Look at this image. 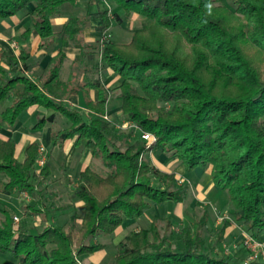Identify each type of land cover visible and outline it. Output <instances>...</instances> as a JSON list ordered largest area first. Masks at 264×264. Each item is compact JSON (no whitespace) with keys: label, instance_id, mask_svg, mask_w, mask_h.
<instances>
[{"label":"trees","instance_id":"1","mask_svg":"<svg viewBox=\"0 0 264 264\" xmlns=\"http://www.w3.org/2000/svg\"><path fill=\"white\" fill-rule=\"evenodd\" d=\"M75 1L0 0V20L30 19L32 27L22 42L35 32L42 48L44 43L58 47L39 83L26 74L32 68L25 45L18 53L0 49V104L11 100L0 124L14 126L33 106L53 110L39 128L58 114L70 124L54 132L53 146L73 141L99 160L106 173L92 166L79 173L72 198L84 207L80 223L75 214L66 226H55L42 211V199L36 198L41 195L37 189L52 177L50 155L39 169V143L27 147L23 162L16 159L14 139L1 143L0 194L36 199L32 206L46 223L34 226L28 215L16 229L11 212L0 203V253L19 264H82L83 257L104 250L103 244L93 243L97 236L114 235L152 204L183 202L187 190L178 186L176 173L156 170L149 154H170L187 171L211 169L215 188L232 206L233 220L259 240L264 230V0H108L113 10L104 5L94 14L71 15L55 32L53 21L65 4ZM133 15L140 17L142 27L132 31L130 43L86 42L91 19L100 20L97 32L109 37L115 24ZM66 50L79 51L75 63L80 67L90 52H100L96 72L110 69L122 79L114 90L99 76L81 87L98 91L97 101H87L93 117L87 122L65 105L79 91L60 79ZM114 92L121 101L119 119L127 124L121 133L116 130L121 120L108 119ZM144 133L157 140L151 144ZM162 221L156 218L150 229L130 233L110 264H244L207 251V212L173 243L169 225L162 231ZM229 225L226 220L220 227V240ZM34 227L43 230L35 234Z\"/></svg>","mask_w":264,"mask_h":264},{"label":"rangeland","instance_id":"2","mask_svg":"<svg viewBox=\"0 0 264 264\" xmlns=\"http://www.w3.org/2000/svg\"><path fill=\"white\" fill-rule=\"evenodd\" d=\"M78 3H79L78 7L80 9L82 10L86 9V11L87 10L89 11L91 9L90 12H95V9L98 10L100 8H103L104 5L108 7V5L110 4L108 0H78ZM69 6L74 9V13L72 15L77 14V8L74 6V4H70ZM87 7L89 8L87 9ZM83 14H78V15L82 17L87 16L85 12ZM141 27L142 26L140 24L133 26L130 25L129 20L126 18L124 19L122 24L115 26L111 29V31L109 32V37L100 36V40L102 42V40L106 38V40L112 39L113 41L120 44H128L132 39V31L136 29H140ZM0 32L3 31L1 30ZM15 41H18V39L13 38L12 41H10L11 51H13L14 53L19 51V50L17 51L14 50V48L12 47ZM4 102L1 103L0 107L4 106ZM120 110H121V101L119 98V92H114L108 104V112H109L108 119L110 121H113L115 119L118 120L117 118H119ZM47 116L49 118V115ZM82 116L84 117L86 122L90 120L89 114L83 112ZM43 118L44 115L39 116L38 119H36V121H34L33 119L31 121H28L29 124L26 126L29 130L28 133L30 132L35 133L36 124H38ZM48 126H49L48 129L53 128V130H55L56 132L59 130H65L66 128H69L70 124L65 116L60 115L57 117L55 123H48ZM126 126L127 124L121 120V122L117 124L116 130L121 133V131L126 130L125 129ZM17 142L23 143V141L20 140H18ZM51 149L52 146H49V150ZM59 153L60 152H57V154L54 155L53 160H55V164H53L54 173L52 176V180H57L61 177L64 178L63 176L64 174L66 175V179L64 178L65 181L74 180L73 171L71 172L67 167L69 158H67L63 153L62 155H60L61 153L60 154ZM88 153L89 152L86 151V154L83 156V161L87 160ZM148 156L152 158L154 168L156 170L160 172L172 171L180 175L181 178L184 179L185 182L182 180H179L178 182V186L184 187L187 190L186 194L188 199L186 197L185 200L187 202L185 201L186 202L185 207L188 210H186L187 212L184 215V218L180 219L179 216L177 215V211L179 209L178 207L180 204H175L173 202H166L164 204H152V207L149 210H147L139 220L125 222V224L121 227V232H120L121 235L122 233L127 234L124 239H122V236L118 237V234H114L111 236H106L102 234L97 236V238L93 241V243H95L96 245L103 244L105 246L104 250L103 251L101 250L98 253L89 256L85 260V262L81 260L82 264H110L114 259V257L117 255L121 245L125 242L127 236L141 225L145 227L146 224H149L145 227L146 229L151 227L152 222L156 218L163 220L161 223L162 231H164L169 225L168 238L169 241L173 243V239H175L176 236L179 233H181L183 228H186L188 226L193 228L197 222H199L204 218L205 212H207L209 216V222L206 228L204 229V235H203L205 239L207 251L210 253L213 250V253H215V255H218L220 257H228L233 259L234 261L239 260L244 262V264H249L248 259L250 258V251L247 250V248L244 246L245 236L249 235V233L246 231L244 227H242L237 222H235L231 217L232 206L229 203L226 194L219 191L213 185L212 177H211V169L198 168L193 171H187L185 167L170 154H155V155L149 154ZM77 159L78 158H76L75 162L79 163ZM85 164L92 166L95 170H97L102 174L106 173L105 167L97 160L90 159V161H85ZM63 185L65 188H69L67 184H63ZM63 185H60V187L58 186V189L59 188L63 189ZM154 186L156 187L157 183L154 182ZM200 187H202V190L200 189ZM54 190H55L54 186L45 187L43 192H40L41 195L36 198L42 199V202H44L48 210L53 211L57 207L65 209V206L68 205V201L70 200L69 192L63 193V195L59 197V193H56L55 192L56 190L55 191ZM11 198L13 200V203L12 204L7 203L10 202L9 199ZM71 199L73 200V203H80L78 204L80 205V207L77 206L74 211L67 212L66 210H64L66 212L51 211L47 213L49 220L55 226H62V225L66 226L67 223L69 224L70 222H72V218L75 214L77 215V218H79L77 220V223H80V218L84 214L83 204L81 202H74L75 200L73 198ZM0 203L7 206L8 210H10L12 214L13 219L15 216L18 217L19 222L16 223L14 221L15 228L20 226L22 221L27 220L28 215L32 216L31 218L32 220H30V222H33L34 226L41 227L40 225L43 221L46 223L44 214L40 213L38 215V213L35 212L34 207L32 206L33 205L32 202L28 203L21 201L20 203L14 193L0 194ZM0 207L2 208L3 206ZM226 220L230 222L229 226H232V231L230 232L231 233L234 232V233L232 234V237L231 236L229 237L228 235L230 234L227 233L229 231L227 228L223 235V239L220 240L219 229L220 227H222L223 223ZM218 222L220 223L218 224ZM42 230L43 228L38 229L34 227L32 233L37 234ZM256 240L264 245V230L261 232L260 239L259 240L256 239ZM259 262L264 263V260L262 259ZM0 264H19V262L16 261L14 258H12L10 255H4L0 253Z\"/></svg>","mask_w":264,"mask_h":264},{"label":"crops","instance_id":"3","mask_svg":"<svg viewBox=\"0 0 264 264\" xmlns=\"http://www.w3.org/2000/svg\"><path fill=\"white\" fill-rule=\"evenodd\" d=\"M69 5L70 4H65L63 6L62 15L53 21V26H54L55 32H59L62 29L65 22L67 21V19L74 13V9L72 7H70ZM74 6L77 8V14H83L85 12L86 15H90V14L97 13V11L99 10V9L98 10L95 9V12H90L91 9L89 11L88 10L86 11V9L82 10L78 7L79 6L78 0L75 1ZM108 7L111 10H113V7L111 6V4H109ZM88 8L89 7H87V9ZM128 20L130 22V25H132V26L138 25V24H140L142 26L141 19L137 15H133ZM0 25H1V27H0L1 30L4 32V33L0 32V49H6L12 53L13 51H11L10 41H12L13 38L18 39V41H15V43H17L19 45V50L23 45H25V47H27L29 49V52L31 55L30 63H31V68H32L31 71L26 72V74L28 76H30L34 81L39 83L42 75L44 74V70L47 67V65L49 64L50 60L52 59V57H54L58 53L57 45L54 44V45H51L48 47V44L44 43L45 47L42 48L41 47L42 40L40 39V37L35 32L30 36V38L28 40L22 42L23 33L28 28L32 27V23H31L29 18L23 19L20 16L19 17H13L9 20H5V21L1 20ZM99 25H101V21L98 19H91L88 22V24L86 25L84 37H85V40L88 44L93 45V44H96L100 40V34L97 32V27ZM115 26H118V25L115 24L113 27H115ZM18 52L19 51H17L16 53H18ZM66 54H67V58H66L63 66H62V69H61L60 79L64 83L72 85L73 88H76L79 91L76 94L72 95L68 100H66L65 105H66V107H68L72 110L78 111L80 114H82L83 112L89 114L90 115L89 119H91L93 117L87 110V101L88 100L97 101L98 100V91L97 90L87 91V89L84 91L83 89H81V87L86 84L88 79H94V78L99 76L101 82L103 83V85L107 89L114 90L121 85L122 79L120 78V76H118L115 72H113L110 69L104 70L100 74H98L96 72L95 66L101 62L100 52H97V51L92 52V53L90 52V55L85 60L84 67H82V66L80 67L75 63V58L79 54V51L66 50ZM112 95H111V97H112ZM10 105H11V100L5 101L4 106L0 107V115ZM0 106H1V104H0ZM53 113H54L53 110L47 109L43 106H39V105L33 106V107L27 109L24 113H22L20 115V117L18 118V121L16 122V124L14 126H7V125L0 124V144L3 143L4 141L8 140L9 138H12V139L15 138L16 140L15 139L14 140L17 143L16 159L19 162L24 161L27 147L31 143H34V142L39 143L40 147L45 149L46 155H50L51 161H52L51 162V164H52V176L54 173L53 164H55V160H53L54 155L57 154V152H60L61 153V154L59 153L60 155H62V153H63L67 158H69L68 159L69 162H68L67 167L69 168V170L71 172L73 171L74 180L65 181V179H66L65 174L63 175L65 179L63 177H61L57 180H52V177H51L50 179L46 180L39 189H37L38 192L40 193V192H43L45 187H48V186L53 187L54 186V189L56 190V191L55 190L54 191L56 193H59V197H61L63 195V193L69 192L70 200L68 201V205L65 206V209L57 207L53 211L48 210L46 208V206H43L42 211L44 214H46L47 212H51V211L52 212L74 211L77 206L80 207V205H78L80 203H73V200L71 199L72 193H73L75 187L77 186L78 175L87 166H90V165H86L85 161H90V159L97 160V159L92 158L90 152L88 151L89 153L87 155V160L83 161V156L86 154L87 150L85 149L86 150L85 151L83 148H79V147L74 146L73 141H66L64 143V145H62V147H54L53 146L52 136H53L55 130H53V128L48 129V127H49L48 123H55L57 120V117L60 115L58 114L56 116L54 122H47L42 128L38 127V124L43 119H46L48 121L49 118L47 115H49V117H50V115H52ZM119 113H120V115H119V118H120L121 110ZM43 115H44V118L35 126V130H36L35 133H31V132L28 133L29 130L26 127L29 124L28 121H31L32 119L34 121H36V119H38L39 116H43ZM32 123H33V121H32ZM18 140L23 141V143L17 142ZM49 146H52L51 150H49ZM81 149H83V150H81ZM76 158H78L77 161L79 163L75 162ZM97 161H99V160H97ZM167 173H174V172L169 171ZM176 175H177L179 180L184 181V179H182L180 175H178V174H176ZM212 183H213V181H212ZM63 184H67L69 188H65ZM60 185H63V189H60V188L58 189V186L60 187ZM200 189L202 190V187H200ZM186 197H187V194L185 195L183 202L178 203L180 205L178 207L179 209L177 211V215L179 216L180 219L184 218V215L187 212L186 210H188L185 207V203L187 202L185 200ZM23 199H25V200H23ZM187 199H188V197H187ZM9 200H10V202H7V203L12 204L13 203L12 198ZM18 201L20 203H21V201L22 202L23 201L28 202V203H30V202L34 203V202H36V199L30 197L27 194H24L18 199ZM202 209H204V208H202ZM64 210H66V211H64ZM139 219H136V220H139ZM126 221H134V220H126ZM125 222H124V224H125ZM219 223L220 222H218V224ZM47 225H51V222H49V220H47ZM147 225H149V224H146V226ZM121 227L116 230L115 234H118V237L122 236V239H124L127 234L126 233H122V235L120 234ZM145 227H143L141 225L132 232H138L141 229H145V230L150 229V227L147 229ZM228 230L229 231L227 233L230 234L228 236L232 237V234L234 233V232L233 233L230 232V231H232V226H229ZM96 253H98V252H96ZM94 254H92V255H94ZM89 256H91V255L83 257L82 261L85 262V260Z\"/></svg>","mask_w":264,"mask_h":264},{"label":"built area","instance_id":"4","mask_svg":"<svg viewBox=\"0 0 264 264\" xmlns=\"http://www.w3.org/2000/svg\"><path fill=\"white\" fill-rule=\"evenodd\" d=\"M106 41V38L102 40V45ZM12 47L14 50H19V45L17 43H13ZM142 138L146 141H150L151 144L154 143L157 138L149 133H144L142 135ZM46 163V154L45 149H40V159L38 161V167L39 169H42L45 166ZM14 221L16 223L19 222V219L17 216L14 217ZM244 246L247 248V250L250 251V258L248 259L249 264L253 262H257L260 260H264V245L257 241L252 235H246Z\"/></svg>","mask_w":264,"mask_h":264}]
</instances>
